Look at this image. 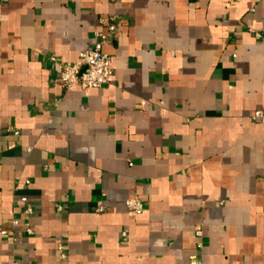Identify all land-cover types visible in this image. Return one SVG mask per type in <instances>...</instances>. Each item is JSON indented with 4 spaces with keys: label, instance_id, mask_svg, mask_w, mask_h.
<instances>
[{
    "label": "crops",
    "instance_id": "obj_1",
    "mask_svg": "<svg viewBox=\"0 0 264 264\" xmlns=\"http://www.w3.org/2000/svg\"><path fill=\"white\" fill-rule=\"evenodd\" d=\"M101 16L110 82L64 89ZM257 109L264 0H0V264H264Z\"/></svg>",
    "mask_w": 264,
    "mask_h": 264
},
{
    "label": "built area",
    "instance_id": "obj_2",
    "mask_svg": "<svg viewBox=\"0 0 264 264\" xmlns=\"http://www.w3.org/2000/svg\"><path fill=\"white\" fill-rule=\"evenodd\" d=\"M118 21L119 18L117 16H101L99 22L102 28L95 32L93 45L88 49L82 50L75 61L68 63L57 60L55 56H49V60L56 71L55 78L64 89L70 88L75 82H78L83 89L100 87L110 82L112 74L111 57L103 50V46L115 34ZM251 117L253 120L264 122V110H255ZM13 132L17 134L16 130ZM16 201L21 204L24 215L30 216L35 213L33 204L26 196H19ZM125 204L129 210L136 214L141 213L144 208L142 201L137 197L127 199ZM106 209L104 204H97L95 207L96 212H104ZM17 224L18 220L13 219L8 227L0 228V233L7 234ZM24 226L27 233H32L29 223L24 222ZM196 235L201 236V230H196ZM59 248L62 249V246ZM61 255L65 257L64 253H61ZM13 264L19 263L14 261Z\"/></svg>",
    "mask_w": 264,
    "mask_h": 264
}]
</instances>
